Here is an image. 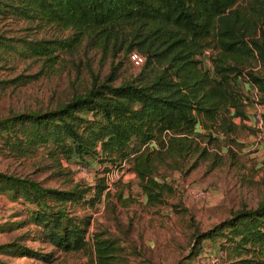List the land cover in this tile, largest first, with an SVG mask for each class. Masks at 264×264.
<instances>
[{
	"label": "trees",
	"instance_id": "obj_1",
	"mask_svg": "<svg viewBox=\"0 0 264 264\" xmlns=\"http://www.w3.org/2000/svg\"><path fill=\"white\" fill-rule=\"evenodd\" d=\"M0 14L69 31L66 37L17 43L0 35V55L52 64L60 53L75 54L82 46L103 56L140 53L141 72L133 79L116 84L114 65L104 80L94 77L84 93L55 109L1 119L0 145L21 156L46 147L53 158L86 166L95 161L105 172L129 163L151 206L174 193L173 171L194 170L211 157L215 133L230 135L234 118H247L237 79L264 92V0H0ZM206 59L212 68L205 67ZM0 194L22 201L28 214L27 222L0 224V230L32 223L31 239L55 247L33 248L21 242L25 235L0 244V254L42 262H52L56 251L88 247L90 218L72 214L68 203L94 206L112 196L106 176L89 187L63 190L4 172ZM220 236L222 248L237 258L234 264H264V201L198 232L193 252ZM93 243L97 264L115 263L118 240L95 233ZM0 264L9 263L0 258Z\"/></svg>",
	"mask_w": 264,
	"mask_h": 264
},
{
	"label": "rangeland",
	"instance_id": "obj_2",
	"mask_svg": "<svg viewBox=\"0 0 264 264\" xmlns=\"http://www.w3.org/2000/svg\"><path fill=\"white\" fill-rule=\"evenodd\" d=\"M0 35L17 43L21 39L66 37L69 31L0 14ZM132 56L122 52L103 56L101 51L83 46L75 54L60 53L52 64L10 52L0 55V120L14 113L55 109L84 93L94 77L104 80L114 65L118 66L116 84L133 79L141 72L142 63L137 64ZM204 65L212 68V61L206 59ZM16 78L19 81H13ZM237 82L245 95L247 118L235 117L237 127L230 135L215 133L217 138L209 145L211 157L194 170L187 174L173 171L170 182L174 193L157 206L146 203L129 163L105 172L95 161L86 166L75 159L53 158L46 147L21 156L0 145V172L63 190L76 185L89 187L106 176L112 195L94 206L66 205L72 214L90 218L85 250L56 251L52 262L6 254H0V258L9 264H97L93 237L102 233L118 240L122 247L114 264H211L206 254L218 255L220 264H234L237 258L222 248L225 239L221 236L204 241L198 253L192 246L198 232L212 228L239 209L255 208L264 201V127L259 129L253 120L257 106L264 109V92L248 79L238 78ZM198 130L207 132L201 126ZM199 192L205 196L199 197ZM26 207L22 201L14 202L0 194V224L27 222ZM34 231L32 223L7 226L0 230V244L28 235L22 243L46 252L55 250L49 242L32 240L29 235Z\"/></svg>",
	"mask_w": 264,
	"mask_h": 264
},
{
	"label": "built area",
	"instance_id": "obj_3",
	"mask_svg": "<svg viewBox=\"0 0 264 264\" xmlns=\"http://www.w3.org/2000/svg\"><path fill=\"white\" fill-rule=\"evenodd\" d=\"M207 53L209 54V51H207ZM132 57L137 64H141L143 62V57L138 53H134ZM253 120L259 129H263V127H264V109H263L262 105L257 106ZM198 196L204 197L205 194L203 192H199ZM206 255L210 258L211 264H220V262H219L220 259H219L218 255H216V254H209V255L206 254Z\"/></svg>",
	"mask_w": 264,
	"mask_h": 264
}]
</instances>
